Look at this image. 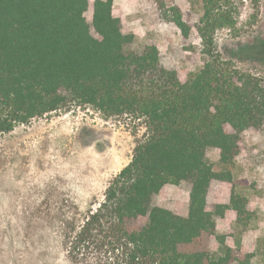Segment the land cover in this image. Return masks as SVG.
Segmentation results:
<instances>
[{
	"label": "trees",
	"instance_id": "obj_1",
	"mask_svg": "<svg viewBox=\"0 0 264 264\" xmlns=\"http://www.w3.org/2000/svg\"><path fill=\"white\" fill-rule=\"evenodd\" d=\"M169 1L158 0L164 20L183 43L192 34L200 41L203 64L185 81L160 64L155 45L126 48L133 34L122 31L113 0H0V133L72 105L142 119L130 160L86 215L88 247H104L110 264H250L248 252L223 239L214 251L208 245L215 216L242 213L241 197L232 192L213 210L206 201L213 179L232 181L242 132L264 124L262 83L215 48L216 31L236 28L244 0H185L184 11ZM245 1L258 10L260 0ZM209 148L219 151V169ZM181 181L190 182L186 216L150 205L164 185ZM140 216L145 223L135 222Z\"/></svg>",
	"mask_w": 264,
	"mask_h": 264
},
{
	"label": "rangeland",
	"instance_id": "obj_2",
	"mask_svg": "<svg viewBox=\"0 0 264 264\" xmlns=\"http://www.w3.org/2000/svg\"><path fill=\"white\" fill-rule=\"evenodd\" d=\"M164 2L169 6V0ZM174 3L183 11L191 7L185 0ZM158 4L113 0V14L121 19L122 31L133 34L128 50L155 45L160 64L185 81L203 64L200 41L192 34L183 43ZM240 9L235 29L216 31V52L264 87V0L255 13L249 1H242ZM85 17L90 21L91 11ZM143 132L142 119L105 117L91 106L72 105L0 133V264H110L104 247H88L86 215L103 200L105 188L130 160ZM242 139L232 181L213 179L207 204L213 210L215 204L228 203L233 192L244 202V211L216 215L208 245L214 251L223 239L247 251L250 264H264V124L244 130ZM217 152L209 148L206 155L219 169ZM189 189V181L166 184L152 195L150 205L179 214L188 204ZM146 220L140 216L135 222Z\"/></svg>",
	"mask_w": 264,
	"mask_h": 264
},
{
	"label": "crops",
	"instance_id": "obj_3",
	"mask_svg": "<svg viewBox=\"0 0 264 264\" xmlns=\"http://www.w3.org/2000/svg\"><path fill=\"white\" fill-rule=\"evenodd\" d=\"M119 17V16H118ZM216 149V148H215ZM218 150V149H217ZM216 158H217V160H218V158H219V153L217 152V155H216ZM215 180V179H214ZM223 181V180H222ZM212 182V181H211ZM211 182H210V185H209V187H208V191H209V188H210V186H211ZM179 184V183H178ZM170 185H177V184H170ZM190 190V189H189ZM208 191H207V195H206V201H207V197H208ZM231 194V193H230ZM188 196H189V192H188ZM229 199H230V196H229ZM229 203V202H228ZM228 203H219V204H228ZM207 207H208V204H207ZM208 209H210L209 207H208ZM227 210H229L230 212H236L235 210H233V209H231V208H227V209H225V211L223 212V214L222 215H217V216H220V217H222L225 213H226V211ZM187 212H188V204L186 205V207H185V209L184 210H182V212H180L179 213V215H182V216H186L187 215ZM177 214V213H176ZM240 243H238L237 245H239ZM241 244H242V242H241ZM228 246H230L231 248H234V247H236L235 245H233V244H228ZM241 250V249H240ZM242 251H244V250H242ZM244 252H247V251H244Z\"/></svg>",
	"mask_w": 264,
	"mask_h": 264
}]
</instances>
